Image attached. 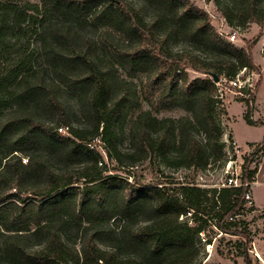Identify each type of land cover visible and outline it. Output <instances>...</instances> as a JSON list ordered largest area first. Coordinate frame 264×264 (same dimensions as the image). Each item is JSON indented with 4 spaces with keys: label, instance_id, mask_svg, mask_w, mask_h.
Instances as JSON below:
<instances>
[{
    "label": "trees",
    "instance_id": "16d2710c",
    "mask_svg": "<svg viewBox=\"0 0 264 264\" xmlns=\"http://www.w3.org/2000/svg\"><path fill=\"white\" fill-rule=\"evenodd\" d=\"M214 2L234 29L264 28V0ZM256 69L251 46L223 37L191 0H0V264H203L212 240L201 235L215 230L250 249L241 216L264 140L240 186L146 184L129 167L230 159L218 83ZM147 72L142 87L123 77ZM68 83L84 126L60 93ZM239 100L257 123L254 97ZM175 109L186 113L161 115ZM122 169L134 180L103 175ZM24 195L36 199L13 200Z\"/></svg>",
    "mask_w": 264,
    "mask_h": 264
},
{
    "label": "rangeland",
    "instance_id": "374dc122",
    "mask_svg": "<svg viewBox=\"0 0 264 264\" xmlns=\"http://www.w3.org/2000/svg\"><path fill=\"white\" fill-rule=\"evenodd\" d=\"M191 1L209 14L212 24L223 37L226 38V35L234 30L219 12L214 0ZM90 29L98 37H101L104 31V29ZM14 38L16 41H19L18 43H23L24 45H26V41L28 40V37L24 34ZM233 43L241 47L250 45L254 62L257 65L256 71L243 73L239 79L242 87L249 89V94L244 95L243 93H239V88L228 81L218 83L217 94L221 98L220 108L218 109V120L224 130V138L228 140L227 145L232 147L229 149L228 155L233 160L229 162V159L224 157L222 160L213 162L205 168L168 167L160 163L158 159L144 161L136 167H129V170L136 175V180L150 184L167 178L173 185L177 183H197L201 186H207V188L221 186L232 175L238 177L240 180L242 165L246 157L252 154L257 145L264 140V28L257 22H250L240 28L236 41ZM20 49L22 48L20 47ZM190 75L192 78L204 76V74L193 70H190ZM123 77L131 80L139 87L150 83L148 72L140 73L133 77L123 74ZM69 84L61 85L60 93L70 112L77 115L76 124L84 126L87 120L82 115L79 107L78 94L70 88L71 85ZM243 96L246 98L254 97L252 118L257 123L251 124L245 118L247 102L239 100ZM144 107L149 108L150 105L144 102ZM0 113L4 114V112ZM185 113L182 109H175L162 112L161 115L178 118ZM67 131L64 133H67ZM98 148L105 154L101 146ZM24 161H26V158H24ZM256 162H260L259 171L256 174L255 180L250 185V197L253 202L251 204L246 199V208L241 216L248 225L251 234L252 242L248 243L250 249H246L245 241L242 237L223 234L216 230L215 232L210 231L207 234L201 235L204 241L207 238L212 240L210 244H205L202 255L203 264H264V152L259 154L256 161L250 165V168H254ZM130 171L124 169L106 171L103 175L121 176L131 181L134 180L135 176L128 178V172ZM22 198L27 201L36 199L34 195L31 197L24 195L16 197L13 200L20 201ZM185 217L192 222L191 213ZM74 235V239H77L76 234ZM77 246L80 247L79 241Z\"/></svg>",
    "mask_w": 264,
    "mask_h": 264
},
{
    "label": "built area",
    "instance_id": "2783aa9c",
    "mask_svg": "<svg viewBox=\"0 0 264 264\" xmlns=\"http://www.w3.org/2000/svg\"><path fill=\"white\" fill-rule=\"evenodd\" d=\"M239 30H240L239 28H235L231 33L226 35V38L229 41H231V42H235ZM243 73H245V72L242 71L241 74L243 75ZM241 74L236 79L231 80L229 82H230V84H232L234 86H237L239 88V93L242 94L241 89L244 88V87H242V85H241V83L239 81V79L241 77ZM66 130H67V128H59L60 132H66ZM224 140L226 141V143H228V140H226L225 138H224ZM232 145H233V142H232ZM232 160H233V158H230L229 162L232 161ZM240 185H242L241 180H239L238 177L232 175L231 177L228 178V180L226 182H224L221 186H217V187L220 188V187H223V186H240ZM202 187H206L207 188V186H202ZM245 198L248 200L249 203L252 204L253 201H252V199L250 197V191H248L245 194Z\"/></svg>",
    "mask_w": 264,
    "mask_h": 264
},
{
    "label": "water",
    "instance_id": "95a60500",
    "mask_svg": "<svg viewBox=\"0 0 264 264\" xmlns=\"http://www.w3.org/2000/svg\"><path fill=\"white\" fill-rule=\"evenodd\" d=\"M214 80L218 82L219 81V77L217 75H214Z\"/></svg>",
    "mask_w": 264,
    "mask_h": 264
}]
</instances>
